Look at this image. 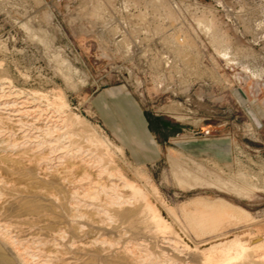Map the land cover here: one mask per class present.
<instances>
[{
	"label": "rangeland",
	"instance_id": "rangeland-1",
	"mask_svg": "<svg viewBox=\"0 0 264 264\" xmlns=\"http://www.w3.org/2000/svg\"><path fill=\"white\" fill-rule=\"evenodd\" d=\"M192 2H179L187 11L180 13L173 0H0V74L50 97L61 93L192 248L219 238L257 245L264 242V0ZM199 18L213 24L218 49ZM182 32L197 33L191 54L167 42ZM112 87L160 119L156 161L138 162L95 107ZM197 129L211 133L192 136ZM213 139L223 140L218 155L185 148ZM195 197L224 198L249 214L224 218L209 234L189 205Z\"/></svg>",
	"mask_w": 264,
	"mask_h": 264
},
{
	"label": "bare ground",
	"instance_id": "bare-ground-1",
	"mask_svg": "<svg viewBox=\"0 0 264 264\" xmlns=\"http://www.w3.org/2000/svg\"><path fill=\"white\" fill-rule=\"evenodd\" d=\"M200 19L218 49L213 24ZM190 40L197 33L167 42L187 55ZM220 51L228 63L235 60ZM111 145L69 110L61 93L50 97L0 74V264H264V242L219 238L205 248L184 242L119 166ZM205 199L189 205L209 234L224 218L249 214L224 198Z\"/></svg>",
	"mask_w": 264,
	"mask_h": 264
},
{
	"label": "crops",
	"instance_id": "crops-1",
	"mask_svg": "<svg viewBox=\"0 0 264 264\" xmlns=\"http://www.w3.org/2000/svg\"><path fill=\"white\" fill-rule=\"evenodd\" d=\"M121 92L115 87L102 91L95 97V107L110 130L124 143L138 162L144 164L156 161L154 159L162 156L163 148L154 139L156 131L153 125L155 126L154 122L160 119L153 120L134 97ZM220 142L223 140L192 142L186 144L185 148L195 155H218Z\"/></svg>",
	"mask_w": 264,
	"mask_h": 264
},
{
	"label": "built area",
	"instance_id": "built-area-1",
	"mask_svg": "<svg viewBox=\"0 0 264 264\" xmlns=\"http://www.w3.org/2000/svg\"><path fill=\"white\" fill-rule=\"evenodd\" d=\"M46 1H55V0H46ZM181 1H183V3L185 2V0H173V4H172V7L175 9V10H177V11H179L180 13H184V12H186L187 13V11H186V9L185 10H180L178 7H179V2H181ZM202 1L203 0H193V4L195 5V6H199V7H201L202 6ZM217 6L218 7H224L223 6V4L221 3V2H217ZM226 7V6H225ZM229 7V6H228ZM186 8H187V5H186ZM189 11V10H188ZM114 12V11H113ZM114 27H117V25L115 24V25H113V28ZM211 133V129H205V130H194V133H193V135L192 136H196V135H204V136H206V135H209ZM182 136L183 135V133L182 132H179L178 134H177V136Z\"/></svg>",
	"mask_w": 264,
	"mask_h": 264
}]
</instances>
